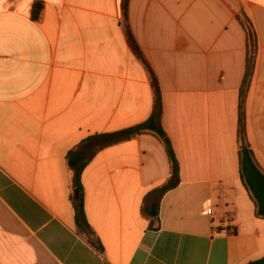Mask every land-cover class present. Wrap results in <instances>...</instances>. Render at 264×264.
Masks as SVG:
<instances>
[{
    "label": "crops",
    "instance_id": "obj_1",
    "mask_svg": "<svg viewBox=\"0 0 264 264\" xmlns=\"http://www.w3.org/2000/svg\"><path fill=\"white\" fill-rule=\"evenodd\" d=\"M35 2L43 6L33 19ZM122 0H0V264H246L264 257V217L240 178L239 92L251 23L256 56L245 133L264 172V0H128L131 36L157 80L178 185L150 134L98 151L81 174L77 233L67 154L153 110L127 42ZM156 212L150 230L147 214ZM232 234L213 236L214 229Z\"/></svg>",
    "mask_w": 264,
    "mask_h": 264
},
{
    "label": "trees",
    "instance_id": "obj_2",
    "mask_svg": "<svg viewBox=\"0 0 264 264\" xmlns=\"http://www.w3.org/2000/svg\"><path fill=\"white\" fill-rule=\"evenodd\" d=\"M127 7H128V0H122L121 3V11H122V25L125 30V34L127 37V42L129 47L131 48L132 52L136 56L137 59L141 61L143 66L148 72L151 88L153 91V110L152 114L148 120L145 122L138 124L136 126L130 127L128 129L109 134V135H99L95 137H91L85 141L88 142L89 140L93 139H101L103 143L99 144L87 158H84L79 151V147L71 150L66 156V164L67 168L71 174V181L74 193L71 195V203L73 209L75 211L74 217V225L77 230V233L82 235L88 244L93 247L97 252L103 254V249L100 244L99 239L96 237L93 230L88 225L85 214H84V206H83V189L81 186V174L87 164L91 161L94 155L102 150L105 147L115 145L121 142L129 141L136 138L142 134H150L157 138L163 145L165 153L168 158V162L170 165L171 176L168 179L167 183L163 185L161 188L163 192H166L170 189L175 188L179 183V168L178 163L173 152L172 146L166 137L164 131L162 130L161 123H160V116H161V99H160V92L159 87L157 84V80L153 75L151 69L145 62L143 56L141 55L137 45L135 44L131 32L127 23ZM42 4L40 2H35L33 5L32 10V17L35 20H38L41 16L42 12ZM239 24L242 26L243 30L246 34V67H245V75L241 84L240 92H239V114H238V130H237V142L239 144V160L241 159V151L247 150L251 160L253 161L254 165L259 169V171L264 175V172L257 166L255 163L253 154L249 148V144L246 140V133H245V115H244V103L245 97L249 88L251 76L253 73L255 56H256V36L253 30L251 23L247 20L246 17L243 15L236 16ZM240 178L241 182L247 191L251 201L253 202L256 210V215L260 216L257 212V205L254 201L253 197L249 193L247 186L244 183L241 171H240ZM149 220V229H154V220L157 216L156 212H150L147 215ZM246 264H264V257L256 260L250 261Z\"/></svg>",
    "mask_w": 264,
    "mask_h": 264
},
{
    "label": "water",
    "instance_id": "obj_3",
    "mask_svg": "<svg viewBox=\"0 0 264 264\" xmlns=\"http://www.w3.org/2000/svg\"><path fill=\"white\" fill-rule=\"evenodd\" d=\"M240 170L245 185L257 205V212L264 217V175L257 169L247 150L241 151Z\"/></svg>",
    "mask_w": 264,
    "mask_h": 264
},
{
    "label": "built area",
    "instance_id": "obj_4",
    "mask_svg": "<svg viewBox=\"0 0 264 264\" xmlns=\"http://www.w3.org/2000/svg\"><path fill=\"white\" fill-rule=\"evenodd\" d=\"M230 234H232V231H230L228 228L214 229L212 231L213 236L225 237Z\"/></svg>",
    "mask_w": 264,
    "mask_h": 264
}]
</instances>
